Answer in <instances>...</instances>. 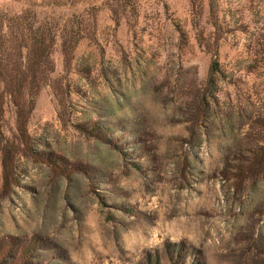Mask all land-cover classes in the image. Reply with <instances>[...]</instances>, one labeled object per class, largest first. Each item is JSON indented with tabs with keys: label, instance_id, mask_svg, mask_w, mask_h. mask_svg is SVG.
<instances>
[{
	"label": "rangeland",
	"instance_id": "rangeland-1",
	"mask_svg": "<svg viewBox=\"0 0 264 264\" xmlns=\"http://www.w3.org/2000/svg\"><path fill=\"white\" fill-rule=\"evenodd\" d=\"M49 1L0 0L82 34L0 120V264H264V0Z\"/></svg>",
	"mask_w": 264,
	"mask_h": 264
},
{
	"label": "trees",
	"instance_id": "trees-1",
	"mask_svg": "<svg viewBox=\"0 0 264 264\" xmlns=\"http://www.w3.org/2000/svg\"><path fill=\"white\" fill-rule=\"evenodd\" d=\"M46 5L53 9L62 3L50 0ZM27 13L28 10L10 16L0 10V120L6 107H14L21 135L26 134L40 91L50 84L54 72L53 48L59 33L65 31L62 47L66 62L82 38L81 32L68 30V25L61 29L54 21H36V12L32 16ZM219 70L216 53L210 71ZM261 146L258 149L263 151L264 144Z\"/></svg>",
	"mask_w": 264,
	"mask_h": 264
}]
</instances>
